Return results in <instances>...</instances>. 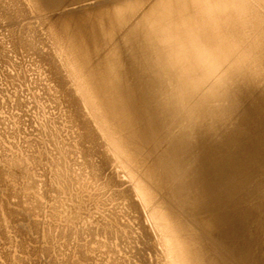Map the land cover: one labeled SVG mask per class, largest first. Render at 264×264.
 Segmentation results:
<instances>
[{"label": "bare ground", "instance_id": "bare-ground-1", "mask_svg": "<svg viewBox=\"0 0 264 264\" xmlns=\"http://www.w3.org/2000/svg\"><path fill=\"white\" fill-rule=\"evenodd\" d=\"M205 60L246 110L223 141L246 213L221 224L194 216L206 163L172 180L191 144L173 128L214 139L218 110L181 108L176 79ZM263 185L264 0H0V264H264Z\"/></svg>", "mask_w": 264, "mask_h": 264}, {"label": "rangeland", "instance_id": "rangeland-1", "mask_svg": "<svg viewBox=\"0 0 264 264\" xmlns=\"http://www.w3.org/2000/svg\"><path fill=\"white\" fill-rule=\"evenodd\" d=\"M71 8H74V6L67 7L65 9H62L61 11L69 10ZM100 28H102V26L95 28V30L96 31L98 29L100 30ZM120 32H121V30L118 27L116 29L114 28L107 35H105V40L108 39L107 43L105 44V46L97 48V51L100 53L109 52L108 56L110 58H112L114 56V53L112 51L113 46L115 44H116V46L119 45V43L121 44L120 37H119ZM168 38H169L168 36H165L163 38V41H167ZM109 39H110V42H109ZM74 41L78 42L79 39H74ZM89 50L92 51L93 48L90 47ZM157 55L159 57L160 53ZM200 55H201V53H200ZM202 58L203 57H200V60ZM217 60H219L221 62V67L228 65L227 62L225 61V59H217ZM214 63H215V60L214 61L213 60H207V61L205 60L204 63L198 62L197 64L192 65L188 70H184L182 73H179L177 75L176 79H182L183 80L182 81L183 84H181V86L178 87V89H180L179 93L181 94V97H180V99H181V101H180L181 106L180 107L181 108L182 107H190V108L196 109V110H198V113L200 116L206 117L210 113V111L209 112L206 111V108L204 107V105H205L204 103H206V104L210 103V105H212L213 107L216 108V110H218V114H220V115H219V119L217 120V123L214 124L215 125V127L213 129V132L215 133L214 137H213L214 139L212 140V143H210L208 150H207V148L205 150H200V148L202 146V142L205 140L204 137L209 132L208 127L207 128L201 127V126H200V128L196 127V129L192 130V132H189L188 128H183L180 126L173 128L174 132L177 133V132L183 131L184 133H186V135H188V137H191L189 139L191 144H190V150H189V154H188L189 156H187V158H185L183 163L178 168L181 170L179 172V174L180 175L183 174V175L178 176L177 173H174V175L172 176V180L177 182V185L183 186L186 183L184 176L187 175L189 173V171L196 173L197 169L195 167V164L200 165L202 163L205 165V163H206L205 167L204 166L202 167V171L206 170L205 171L206 175L203 174V178L195 185V188L191 189L189 191V195L192 198H194L195 202H197V203H195L193 200V203H195V205L198 206V210H196V212L194 211L195 212L194 216L197 218L198 223L201 222L202 220L209 221V220L214 219L218 223L221 224V223H225V222L228 223L229 220H231L232 218L233 219H241V218H243L244 213H246V208H245L246 205L241 204L240 194H239V190H238V188H239L238 187V179L239 178H238V173H237L238 172V164L235 161V159H236V157L239 156V154H238L239 150L237 152H232L231 154H229V153H227L228 152L227 146H229V145L226 146V150L223 146L224 136H225L226 132L239 131L241 129V125L239 124L240 120L238 119V117L241 113H245L246 110L243 107H241L240 104L242 102H239V101L235 102V103L228 102V99H227L226 94H225V88L228 86V82H229L228 80L229 79L228 78L225 79L224 77L221 78L222 75H220V76L218 75V70L214 67V65H216ZM160 64H161L160 62L156 63L157 66H160ZM105 66H106V63L101 65L102 68ZM110 78H112L111 80H113V83L120 84L118 82V79L113 77L111 74L109 75L108 73H106V74L104 73L101 76L98 75V77H97V79L100 81L110 79ZM154 81L155 80H152V83H154ZM144 83H146V79L144 80ZM195 98H197V100H195ZM167 101L169 102L168 97L166 98V102ZM202 107H203V109H202ZM236 133H238V132H236ZM245 133H246V135H245L246 138L251 137L249 133H247V132H245ZM172 140H173L172 138H170V139L168 138L164 141V146L167 149L169 147L171 148V146H172L171 141ZM232 145L230 144L231 147L237 146V144H232ZM220 150L223 151V153H221ZM201 152H203V154ZM208 152H210L212 155L218 153V155L216 154L213 158V156L211 154H209V156L211 155L210 156L211 159H210L209 157H207ZM224 153H225V155H224ZM200 155H201V157H200ZM219 155L220 156L222 155L221 157H219V159L221 160L220 165L218 164L219 163V159H218ZM223 155H224V157H223ZM226 155H228L227 158L230 157V159L228 158V163H230V164H227V162H226L227 161V158L225 159ZM201 159H203L204 161L206 160V161L204 162ZM224 159L226 161H224ZM211 160H213V161H211ZM214 160L217 161L218 163L217 162L215 163ZM210 161L213 164H211ZM221 163H222V165H221ZM215 164H216V167H214ZM225 164L228 165V166L226 165L227 168H226V166L225 167L223 166ZM211 165H212V168H211ZM218 166H219V169H218ZM206 168L208 169L209 173H207L208 171ZM209 168L212 171H210ZM215 168L217 171L215 170ZM220 169L222 170V172H225V173H222ZM224 169H226L227 172ZM213 171H215V172H213ZM210 172L212 173V176L210 175ZM214 173H217V174L215 175ZM221 173H222V175H221ZM224 176L226 179L223 178ZM209 177L210 178L213 177V178H211V180H210ZM212 179L213 180L215 179V180L213 181ZM210 182H213L215 184L210 183ZM217 183H218V185H217ZM219 184H220V186H219ZM214 188H216V189H214ZM261 188L264 190V185ZM222 189H223V191H222ZM224 191H226V192L224 193ZM218 196H220V197H218ZM215 198H217V199L215 200ZM212 199H213V201H212ZM224 199H225V201H223ZM201 202H202V204H201ZM215 204H217V205H215ZM200 210H202V211H200ZM205 212H207V213H205ZM209 215H211V217H209ZM261 238H264V235H262Z\"/></svg>", "mask_w": 264, "mask_h": 264}, {"label": "clouds", "instance_id": "clouds-1", "mask_svg": "<svg viewBox=\"0 0 264 264\" xmlns=\"http://www.w3.org/2000/svg\"><path fill=\"white\" fill-rule=\"evenodd\" d=\"M204 14L207 16L212 12H222V13H226L229 11V6L228 5H217V4H212V3H208L204 6Z\"/></svg>", "mask_w": 264, "mask_h": 264}]
</instances>
